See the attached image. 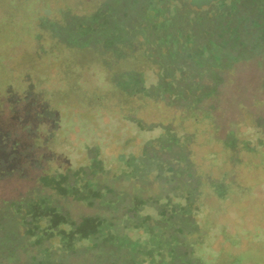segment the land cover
<instances>
[{"label": "rangeland", "instance_id": "rangeland-1", "mask_svg": "<svg viewBox=\"0 0 264 264\" xmlns=\"http://www.w3.org/2000/svg\"><path fill=\"white\" fill-rule=\"evenodd\" d=\"M32 100L50 158L0 175V264H32L9 205L35 198L119 215L71 264H264V0H0V113ZM58 156L106 171L93 205L70 189L94 174L30 185Z\"/></svg>", "mask_w": 264, "mask_h": 264}, {"label": "trees", "instance_id": "trees-1", "mask_svg": "<svg viewBox=\"0 0 264 264\" xmlns=\"http://www.w3.org/2000/svg\"><path fill=\"white\" fill-rule=\"evenodd\" d=\"M218 40H220L219 36ZM217 44L218 47H223L221 42ZM206 47L211 48L209 44H206ZM212 55L216 59H220L215 51H212ZM45 109L43 103L32 100L24 103L20 109L10 112L7 117L2 112L0 113V175L19 173L23 177L38 160L45 161L50 158V153H47L48 148H41V140L46 137L43 125L46 128H51L57 120L45 116L44 119H40L39 115L43 114ZM58 157L63 166L67 167L63 171L57 172L46 165L45 170L39 173L36 180L30 184L31 186L43 185L52 191V195L64 197L69 195L72 190V195L79 204L93 205L95 199L102 197L97 186L98 175H101L105 180L106 171L99 169L97 173L91 174L88 170L82 169L72 172L67 160L61 156ZM83 173L94 174L93 180H81L79 187L73 186L69 190L68 182L71 176L73 179L80 178ZM8 203V200L1 198L0 211L3 204ZM10 203V209L13 210L16 218L20 219V226L23 229L20 232L21 242L23 240L26 247L34 248L35 252L27 254L30 255L32 264H71L73 256L69 253L72 249H79L80 252H73L81 254L90 248L98 249L106 245V247H110L109 244L111 245L116 238L112 227L116 223L118 214L107 216H105L106 214H85L74 218L71 214L64 213L60 206L46 202L45 199L35 198L28 203L27 207H23L19 200ZM126 208V205L121 207L122 210ZM110 217L113 219V223L109 222L108 218ZM4 228L0 217V231H3ZM178 231H182V228H179ZM104 232L106 235L103 234ZM99 237L103 241L99 242ZM90 239L92 242L87 244L85 241ZM4 240L5 238L0 234V241L4 242ZM1 249L0 253L2 254L9 252H3ZM9 259H12V256Z\"/></svg>", "mask_w": 264, "mask_h": 264}]
</instances>
